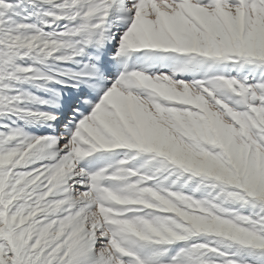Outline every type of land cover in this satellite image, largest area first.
<instances>
[{
    "label": "snow or ice",
    "instance_id": "obj_1",
    "mask_svg": "<svg viewBox=\"0 0 264 264\" xmlns=\"http://www.w3.org/2000/svg\"><path fill=\"white\" fill-rule=\"evenodd\" d=\"M0 264H264V0H0Z\"/></svg>",
    "mask_w": 264,
    "mask_h": 264
}]
</instances>
